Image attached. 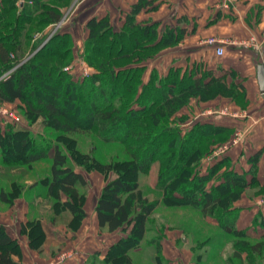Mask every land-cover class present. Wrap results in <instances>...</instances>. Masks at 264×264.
<instances>
[{
  "label": "trees",
  "instance_id": "16d2710c",
  "mask_svg": "<svg viewBox=\"0 0 264 264\" xmlns=\"http://www.w3.org/2000/svg\"><path fill=\"white\" fill-rule=\"evenodd\" d=\"M17 1L0 0V102L19 101L27 120L42 118L44 127L51 129L58 141H71L75 134L94 130L101 142L124 146L127 155L121 162L101 164L77 150L78 166L85 170L106 175L112 169H123L105 183L94 207L100 232L120 230L123 236L108 247L102 259L95 252L87 264H132L131 252L143 243L152 247L161 261L164 234L150 222L161 202L193 207L202 217L218 220L225 234L249 240L245 231L235 229L238 210L231 206L249 186L245 174L230 169L227 157L215 159L201 171L202 157L210 153V146L222 142L217 137L228 136L233 129L195 123L182 136L171 124L192 99L206 102L217 96L233 98L234 93L243 97L244 90L240 85L227 84L226 76L215 77L212 71L198 68L171 67L163 76L153 68L144 80L149 70L146 62L161 50L179 44L185 34L179 26L137 21L140 12L155 10L159 0H137L119 29L112 26L108 15L86 22L83 59L96 73L82 81L73 80L64 70L73 58L68 33L56 31L49 38L44 33L34 38L43 27L60 22L69 0ZM83 102L87 106L82 107ZM50 150V142L32 140L23 131L9 128L0 134V166L30 169L33 163L48 159ZM51 152L49 174L28 189L41 184V195L52 198L55 205L70 214L68 227L75 230L86 217L87 182L71 166L70 148L63 150L56 142ZM258 154L251 158L248 171L251 186ZM153 166H157L153 190L161 197L150 199L142 193L137 178L147 175ZM223 167L225 170L219 174ZM24 189L23 185L10 192L1 190L0 202L12 206ZM20 230L28 236L33 250L44 241L39 220H28ZM147 233L152 234L148 240ZM257 246L261 244L246 251L239 249L233 257L240 262L245 252L249 258L260 252ZM21 259L17 240L0 226V264H23Z\"/></svg>",
  "mask_w": 264,
  "mask_h": 264
},
{
  "label": "crops",
  "instance_id": "0c3cea01",
  "mask_svg": "<svg viewBox=\"0 0 264 264\" xmlns=\"http://www.w3.org/2000/svg\"><path fill=\"white\" fill-rule=\"evenodd\" d=\"M136 2L137 0H105L101 9L98 8L103 12L91 16L100 17L107 14L112 26L118 29L121 27L126 13ZM226 3L227 8L225 7ZM157 4L156 11L140 12L136 16L137 21L158 22L161 27L165 25L179 26L185 30V34L177 46L161 51L148 67L156 69L161 76L166 75L171 67L198 68L201 71H212L215 77L226 76L227 84L234 83L242 87L248 102V111L245 114L251 116L246 118L232 114L233 119H230V122L236 121L248 126L246 145L240 152L230 145L231 148L224 153V157L229 158L230 169L238 174H245L249 184L247 188H249L252 182V176L248 173L251 158L262 149L255 160L257 173L252 186L264 187V127L253 126L250 128L251 125L264 124V94L259 92L255 75V67L259 64L264 65V0H233L231 2L226 0H159ZM117 16L121 19L115 26L113 19ZM210 39H214L217 44H210ZM256 44L259 47L254 48ZM218 45L222 46L225 52V55L220 58L215 56V48ZM147 78L148 74L144 80L146 81ZM188 105L182 108L178 114L186 115ZM253 112L259 113L253 115ZM210 114V112L204 115L195 114L194 118L189 117L190 121L188 122L191 124L192 121ZM241 117L243 119L239 120ZM218 126L233 129L231 124L230 126L222 124ZM51 157L52 153L50 156L48 155V160ZM28 183L29 188L32 182L28 181ZM102 188L101 186L92 200L91 209L88 210V207L84 206L86 217L76 230H71L66 223L53 224L50 221L37 218L45 236L42 245L44 257L30 248L27 236L21 233V225L29 219L30 202L26 198L18 200V204L14 206L16 213L12 215L14 211H11V218L0 220V225L4 226L10 238L17 240L22 255L21 262L23 264H53L56 261L53 254L57 253L60 248L75 252L73 259L66 260L62 264H87L88 259L95 252H99L98 258L102 259L108 247L123 236V232L120 230L113 233H102L98 228L94 207ZM41 193L39 186H35L28 189L27 196L33 195L40 199ZM239 200L235 204L236 208H239L235 221L236 229L245 231L247 236L252 239L264 237V227L261 226L264 223V201L262 199ZM67 217L69 219V216ZM213 220L210 217L206 218V221L209 222H214ZM178 238L183 245L177 243ZM187 243V239L182 237L179 231L173 230L171 233L165 234L160 242L161 261L156 260L154 253L153 263L196 264ZM148 249L152 250L150 247ZM140 250L141 248L134 251L135 254H138ZM14 260L18 261L19 259L14 257Z\"/></svg>",
  "mask_w": 264,
  "mask_h": 264
},
{
  "label": "rangeland",
  "instance_id": "374dc122",
  "mask_svg": "<svg viewBox=\"0 0 264 264\" xmlns=\"http://www.w3.org/2000/svg\"><path fill=\"white\" fill-rule=\"evenodd\" d=\"M44 2H48V0H44ZM104 2L105 0H69L64 5V13L60 22L54 25L45 26L42 28L43 32H41V34L34 35L36 40L39 39L40 35H43V33L48 34L47 36L49 38L56 31L66 32L70 35L73 44V58L72 62L66 67L67 70L66 68H64V70L70 74L72 79L75 81H82L87 75L93 74L94 72L96 73V70L89 67L83 59L84 43L87 38L86 21L92 14L99 15L103 12V10L99 11V9H101ZM157 9L158 8L153 11H156ZM91 18H93V16H91L89 19ZM119 19L121 18L118 16L114 17L113 23L115 26H117L119 23ZM257 47H259V45L256 44L254 48ZM157 55L155 57H157ZM155 57L149 59L146 62L147 67L148 65L150 66V62L154 61ZM148 69L149 71L146 73V75L151 71L149 67ZM233 95V98L217 96L216 98L206 102H199L197 99H192L189 102V104L191 103L192 105H188L186 115L177 114L176 121L171 122L174 128L180 130L179 132L182 136L188 132V130H190L195 123L210 122L211 124H217L216 126L220 124L229 126L231 124L233 126V132L228 136L220 134L217 139H221L222 142L215 143L214 145L210 146V153L204 154L202 157L201 171L203 172L207 166L215 161V159L220 160L224 158V153L228 152L231 147H235L236 150L238 149L240 152L246 145L245 138H247L246 134L248 135V131L246 132V130L249 129L248 126L246 124H239L236 121L230 122V119H233L231 116L232 114H238L240 116H245L246 118L251 116L249 114H245L248 111V102L245 98L246 96L242 97V95H236L235 93ZM84 105L87 106L86 102L81 103L82 107ZM209 112L211 114L207 115L206 117L198 118L196 121H192L191 124L188 122L190 121V118H194L196 116L195 114L198 115L199 113L204 115L209 114ZM258 113L259 112H253V115ZM10 114L17 118L18 122L16 124ZM184 118L185 120L182 121ZM242 119L243 118L241 117L239 120ZM253 126H259L258 128H261L264 127V124L251 125L250 128ZM9 128H12L14 131H23L28 133L29 138L32 140L43 141L44 144L50 142L51 150L48 153L49 156L51 155L53 145H55L56 142H59L60 147L63 150H65V147L66 149L70 148L71 152L69 153V156L71 159V166L77 172H80L85 177L87 182V187H85L86 200L84 206L86 205L88 210L91 209V202L95 198L97 191L101 188V186L103 187L107 181L113 177H116L117 172L122 171L123 169H112L106 175H103L101 172L95 170H85V168L78 166V161L80 160L78 159L77 161L76 158L78 152H80L81 155H89V157L94 158L101 164H115L116 162H121L127 158L124 146L117 143L105 144L101 142L97 137L96 131L94 130L75 134L73 135L74 140L71 141L68 138H62L61 141H58L53 131L44 127L42 118L32 121L27 120L24 115V109L22 108V105L19 101H15L14 103L0 102V134H4ZM224 147H226V149H224ZM261 150L255 154H260ZM215 153H219V155H216ZM49 167L50 162L48 159L39 160L33 163L30 169L25 166H0V191L4 190L10 192L15 190V187H20L23 185L25 186L24 191L20 192L19 197L14 200L12 206H8L0 202V220L11 218L10 212L14 211V206L18 204V200L21 198H26L30 202L28 214L29 222H33L38 218L44 219L47 222L50 221L53 224H69V221L71 220L70 214L66 211H63L58 207V205H55L52 198H46L43 195H40V199H37L35 196L33 197V195H30V197L27 196L29 184L28 181H31L33 184L41 178L47 176L49 174ZM224 168L225 167L219 171V174L225 170ZM256 173L257 172L255 171V179ZM156 174L157 166H153L147 175H140L137 178L142 193L145 196H148L150 199L161 197L160 193L154 192L153 190L156 181ZM39 186H41V184ZM239 199H243V201L247 199H262V201H264V187L251 186L241 191L238 199L231 205L234 209L239 210V208H236L235 206ZM15 213L16 212L14 211L12 215ZM66 216H69V219L68 217L66 218ZM206 218L207 217H202L193 207L167 206L161 202L154 209L152 215L150 216V222L151 227L161 230L164 235L171 233L173 230L179 231L180 235L187 239L188 243L186 245L189 246L187 247L190 248L193 260L196 264H264V237L259 239H252L248 237L249 240H245L238 236L227 235L220 229L218 220L214 219V222H209L206 221ZM235 223L236 222H234V226ZM81 224L78 226V228L81 226ZM69 228L71 229L70 226ZM151 235V233H147L146 240L150 239ZM177 243L182 244L179 238ZM259 243L261 244V247L257 246L256 248H261V250L257 254H253L248 258L244 252L241 254L240 262L238 259L233 257L237 250L245 249L246 251L250 249L251 246H255ZM42 245L43 241L40 246L36 247L34 250L44 257L45 255H42ZM141 245V250L138 251V254H135L136 252H131L130 254L132 264H154L152 256L155 252L153 248L150 247L152 250H149V246H145V243ZM64 253L72 254V257L67 260L74 258V251L60 248L57 253L53 254V257H55L54 260Z\"/></svg>",
  "mask_w": 264,
  "mask_h": 264
},
{
  "label": "built area",
  "instance_id": "2783aa9c",
  "mask_svg": "<svg viewBox=\"0 0 264 264\" xmlns=\"http://www.w3.org/2000/svg\"><path fill=\"white\" fill-rule=\"evenodd\" d=\"M226 1L231 2V1H233V0H226ZM18 3L22 4V3H24V1H23V0H20ZM225 7H226V8L228 7L227 3H226V5H225ZM209 43H210V44H217V42H215L214 39H210V40H209ZM224 55H225L224 48H223L222 46H220V45L216 46V48H215V56L218 57V58H220V57H222V56H224ZM66 70H67V68H66ZM10 115H11L13 121H15V124H16V123L18 122L17 118H15L14 115H12V114H10ZM233 143H234V142H233ZM224 149H226V147H224ZM218 152H219V151H218ZM219 153H220V152H219ZM219 153H215V154H216V155H219ZM216 155H215V156H216ZM71 255H72V254H70V253H64V254H61V255L56 259L55 263H53V264H61L63 261H65V260L71 258V257H72Z\"/></svg>",
  "mask_w": 264,
  "mask_h": 264
},
{
  "label": "water",
  "instance_id": "95a60500",
  "mask_svg": "<svg viewBox=\"0 0 264 264\" xmlns=\"http://www.w3.org/2000/svg\"><path fill=\"white\" fill-rule=\"evenodd\" d=\"M255 75L259 92L264 94V65L259 64L255 67Z\"/></svg>",
  "mask_w": 264,
  "mask_h": 264
}]
</instances>
